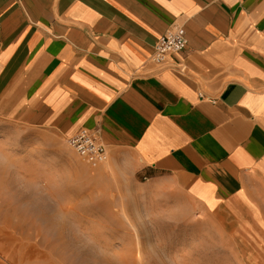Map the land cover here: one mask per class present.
Segmentation results:
<instances>
[{
    "label": "crops",
    "instance_id": "crops-1",
    "mask_svg": "<svg viewBox=\"0 0 264 264\" xmlns=\"http://www.w3.org/2000/svg\"><path fill=\"white\" fill-rule=\"evenodd\" d=\"M0 108L264 248V0H0Z\"/></svg>",
    "mask_w": 264,
    "mask_h": 264
},
{
    "label": "rangeland",
    "instance_id": "rangeland-1",
    "mask_svg": "<svg viewBox=\"0 0 264 264\" xmlns=\"http://www.w3.org/2000/svg\"><path fill=\"white\" fill-rule=\"evenodd\" d=\"M107 162L87 163L65 138L0 108V264H62L49 251L59 229L75 264H129L135 254L136 264H264L255 234L213 228V216L160 186L112 174ZM75 231L82 237L71 242Z\"/></svg>",
    "mask_w": 264,
    "mask_h": 264
},
{
    "label": "built area",
    "instance_id": "built-area-1",
    "mask_svg": "<svg viewBox=\"0 0 264 264\" xmlns=\"http://www.w3.org/2000/svg\"><path fill=\"white\" fill-rule=\"evenodd\" d=\"M186 45L187 37L183 27L166 32L156 40L151 60L162 63L169 54L182 51ZM65 141L70 149L91 165L103 164L108 160L107 147L95 132L80 128L67 136Z\"/></svg>",
    "mask_w": 264,
    "mask_h": 264
},
{
    "label": "bare ground",
    "instance_id": "bare-ground-1",
    "mask_svg": "<svg viewBox=\"0 0 264 264\" xmlns=\"http://www.w3.org/2000/svg\"><path fill=\"white\" fill-rule=\"evenodd\" d=\"M78 216H79V215H78ZM78 218H79V217H78ZM78 218H76V220H78ZM80 220H81V218H79V221H78V222H80ZM76 222H77V221H76ZM82 228H83V227H82ZM64 230H65V229H62V230L59 229V231L57 230V232H56L57 234L55 233L56 238L54 239L55 241H54V240H53V241L56 242V244L52 245V242L49 241V243H50V245H51L49 251H50V253H51L52 255L57 256L58 259H59V261L62 262V264H70L71 259H70V262H69V257H68V255H70V253L68 252V250H67V252L65 251L66 248L69 249V247H67V246L69 245V242H68V240H65V237H64V236H65V232H64ZM80 231H81V230H80ZM75 232H76V231H75ZM77 232H78V233H77ZM77 232H76L77 234L73 233L72 238L70 237V238L72 239L71 242H73V240H74L73 238L76 239V238L78 237V234H79L80 232H79V231H77ZM84 233H85V232H84ZM86 233H87V232H86ZM88 233H89V232H88ZM66 234H67V233H66ZM89 234H90V233H89ZM89 234H88V235H89ZM39 235H40V234H39ZM70 235H71V234H70ZM70 235H69V236H70ZM79 235H80V234H79ZM85 235H87V234H85ZM85 235H84V236H85ZM73 236H74V237H73ZM80 236H81V235H80ZM90 236H91V235H90ZM92 236H94V235L92 234ZM81 237H82V236H81ZM86 237H87V236H86ZM88 238H89V237H88ZM96 238H97V236H96ZM110 238H111V237H110ZM114 238L117 239V237H114ZM77 239H79V238H77ZM77 239H76V240H77ZM81 239H82V238H81ZM91 239H92V237H91ZM93 239H94L95 241H97L95 238H93ZM97 239H98V238H97ZM111 239H113V237H112ZM115 239H113V240H115ZM120 239H121V238H120ZM122 239H123V238H122ZM122 239H121V240H122ZM124 239H125V238H124ZM79 240H80V239H79ZM47 241H48V240H47ZM47 241H46V242H47ZM87 241H88V240H87ZM92 241H93V240H92ZM57 242H58V243H57ZM103 242H104V243H103ZM103 242H102V244H105V243H106V241H103ZM108 243L110 244V241H109ZM114 243H115V242H114ZM95 244L97 245V244H98V241H97V243H95ZM102 244H98V245L100 246V245H102ZM106 244H107V243H106ZM111 244H112V243H111ZM96 245H95V247H97ZM107 245H108V244H107ZM113 245H114V244H112V247H114ZM125 245H126V244H125ZM134 245H135V244H134ZM104 246H105V245H104ZM104 246H101V247H104ZM123 246H124V245H123ZM123 246H122V247H123ZM127 246L129 247L130 245H127ZM57 247H58L60 250H58ZM107 247H109V246H107ZM107 247L105 246L104 248L106 249ZM133 248H134V247H133ZM160 248H161V247H160ZM112 249H113V248H112ZM123 249H125V250H123L124 253L128 251V250L126 251V248H124V247H123ZM128 249H129V248H128ZM57 250L59 251V253L57 252ZM107 250H108V248H107ZM121 250H122V249H120L119 252H122ZM113 251H114V250H113ZM129 251H132V254L134 253L133 250H131V249H129ZM56 252H57L58 254H56ZM104 252H105V250H104ZM111 252H112V250H111ZM119 252H117V253L119 254ZM144 252H145V251H144ZM112 253H113V252H112ZM117 253H116V254H117ZM145 253H146V252H145ZM148 253H150V252H148ZM113 254H114V253H113ZM118 254H117V255H118ZM146 254H147V253H146ZM146 254H145V255H146ZM123 255H124V254H123ZM123 255L121 254L120 256H122V258L124 259L125 256L123 257ZM135 255L137 256V254H135ZM135 255H132V256H135ZM150 255H151V253H150ZM132 256L130 255L131 259H132ZM140 256H141V255H140ZM103 257H105V256H103ZM108 257H109V256H108ZM130 257H129V258H130ZM142 257H143V256H142ZM145 257H146V256H145ZM148 257H149V256H148ZM70 258H71V257H70ZM126 258H127V256H126ZM129 258H128V259H129ZM140 258H141V257H140ZM108 259H111V258H108ZM112 259H113V261H114V258H112ZM112 259H111V260H112ZM123 259H122V260H123ZM128 259H126L127 262H128ZM131 259H129V261H130L129 264H136L137 261L134 263V261H133V260L131 261ZM136 259H137V258H136ZM136 259H135V260H136ZM138 259H139V258H138ZM142 259H143V258H142ZM142 259H141V260H142ZM152 259H153V258H152ZM92 260H93V259H92ZM94 260L96 261V259H94ZM116 260H117V259H116ZM122 260H121V261H122ZM139 260H140V259H139ZM139 260H138V261H139ZM141 260H140V261H141ZM144 260H146V259L144 258ZM149 260H150V259H149ZM80 261L82 262L81 259H80ZM103 261H104V260H103ZM113 261L105 260V263L103 262V264H115ZM117 261H118V260H117ZM147 261H148V260H147ZM151 261H153V260H151ZM8 262H9V261H8ZM91 262H92V261H91ZM125 262H126V261H125ZM125 262H124V263H125ZM145 262H146V261H145ZM155 262H156V261H155ZM71 263H74V262H71ZM83 263H84V262H83ZM88 263H89V262H88ZM92 263H93V262H92ZM116 263H118V262H116ZM138 263H139V262H138ZM138 263H137V264H138ZM141 263H142V262H141ZM152 263H153V262H152ZM158 263H159V261H158ZM161 263H164L162 258H161ZM11 264H12V263H11ZM74 264H75V263H74ZM85 264H86V262H85ZM118 264H119V263H118ZM127 264H128V263H127ZM139 264H140V263H139ZM142 264H144V263H142ZM146 264H148V263H146ZM154 264H155V263H154Z\"/></svg>",
    "mask_w": 264,
    "mask_h": 264
}]
</instances>
